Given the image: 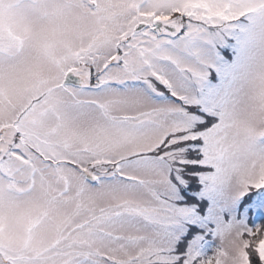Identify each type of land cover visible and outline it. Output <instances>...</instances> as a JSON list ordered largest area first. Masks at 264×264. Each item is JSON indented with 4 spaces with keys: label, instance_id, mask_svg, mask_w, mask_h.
Here are the masks:
<instances>
[{
    "label": "snow or ice",
    "instance_id": "snow-or-ice-1",
    "mask_svg": "<svg viewBox=\"0 0 264 264\" xmlns=\"http://www.w3.org/2000/svg\"><path fill=\"white\" fill-rule=\"evenodd\" d=\"M261 4L125 0V24L77 53L60 86L129 105L113 117L98 100L73 104L99 112L117 135L73 152L38 118L0 131V180L71 169L92 187L122 190L79 226L83 239L67 264H221L225 233L238 239V264H264V169L235 178L223 145L248 43L264 25ZM48 111L58 112L46 104L40 116ZM121 145L130 147L115 150ZM113 244L118 255L102 250Z\"/></svg>",
    "mask_w": 264,
    "mask_h": 264
},
{
    "label": "rangeland",
    "instance_id": "rangeland-1",
    "mask_svg": "<svg viewBox=\"0 0 264 264\" xmlns=\"http://www.w3.org/2000/svg\"><path fill=\"white\" fill-rule=\"evenodd\" d=\"M95 1L96 6L91 0H0V131L6 136L10 126L37 118L44 129L56 130L55 140H67L73 152L102 146L117 135L99 112L73 104L98 100L113 117L129 105L117 102L115 94L73 97L60 90L62 71L72 58L100 47L125 24V0ZM246 2L249 11L262 6L261 0ZM46 104L58 112L40 116ZM223 145L235 178L264 169V25L248 43L247 63L225 116ZM28 177L0 180V264H67L83 239L79 226L123 195L114 186L92 187L71 169L45 168ZM228 235L220 239L221 264H230L234 236ZM115 247L102 250L118 255Z\"/></svg>",
    "mask_w": 264,
    "mask_h": 264
},
{
    "label": "clouds",
    "instance_id": "clouds-1",
    "mask_svg": "<svg viewBox=\"0 0 264 264\" xmlns=\"http://www.w3.org/2000/svg\"><path fill=\"white\" fill-rule=\"evenodd\" d=\"M240 251L241 249L239 247L238 239L234 237L230 241V264H238V257L240 255Z\"/></svg>",
    "mask_w": 264,
    "mask_h": 264
},
{
    "label": "flooded vegetation",
    "instance_id": "flooded-vegetation-1",
    "mask_svg": "<svg viewBox=\"0 0 264 264\" xmlns=\"http://www.w3.org/2000/svg\"><path fill=\"white\" fill-rule=\"evenodd\" d=\"M96 1L95 0H91L92 6H96Z\"/></svg>",
    "mask_w": 264,
    "mask_h": 264
},
{
    "label": "bare ground",
    "instance_id": "bare-ground-1",
    "mask_svg": "<svg viewBox=\"0 0 264 264\" xmlns=\"http://www.w3.org/2000/svg\"><path fill=\"white\" fill-rule=\"evenodd\" d=\"M224 237H229L228 233L223 234Z\"/></svg>",
    "mask_w": 264,
    "mask_h": 264
}]
</instances>
